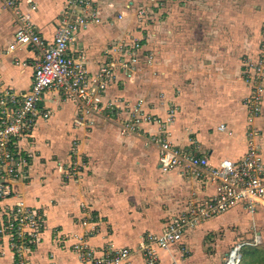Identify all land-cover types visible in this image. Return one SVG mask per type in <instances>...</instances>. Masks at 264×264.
I'll return each instance as SVG.
<instances>
[{
  "label": "crops",
  "instance_id": "obj_1",
  "mask_svg": "<svg viewBox=\"0 0 264 264\" xmlns=\"http://www.w3.org/2000/svg\"><path fill=\"white\" fill-rule=\"evenodd\" d=\"M105 1L93 0L100 21L75 33L69 53L84 56V67L92 74L117 58L112 49L128 45L130 37L139 38L141 49L133 68L136 80L128 82L129 71L116 69L103 102H111L117 111L141 100L144 113L163 119L166 108L173 105L172 124L166 129L172 145L206 156L211 164L220 159L238 161L246 151L243 99L250 92L242 78V60L257 53L264 0H202L201 8L190 0L183 9L194 15L193 20H181L182 8L175 5L169 19L157 22L152 41L148 34L134 32L128 15L132 1L127 5L125 0ZM65 4L66 0H21L19 7L28 13L37 34L50 42ZM123 5L126 8L115 7ZM15 29L11 13L0 0V95L23 94L33 81L36 52L13 45ZM151 50L153 62L147 64ZM262 85V111L253 124L260 129L258 142L264 162V76ZM40 107L50 115L36 120L32 142L21 141L28 167L14 185L18 198L43 219L32 253L34 264H79L70 236L81 232V203L89 205L97 217V231L88 243L100 254L108 247L136 249L147 234H159L189 200L213 194V184L203 179L176 169L161 171L158 149L146 142L160 133L157 123L142 122L137 133H122L109 109L101 115L82 112L54 90L44 95ZM220 125L224 126L221 131ZM74 143L88 165L80 177L66 179L63 173ZM3 204L0 201V212ZM244 216L252 221L254 234L262 236L259 225L264 221V204L252 214L235 206L188 228L179 244L159 251L156 264H224L229 238L217 239L216 248L206 253L205 237L208 231L233 223L243 233ZM254 242L248 245L255 246ZM182 246L188 251L185 256ZM132 262L145 264L139 255ZM0 264H14L13 253L2 240Z\"/></svg>",
  "mask_w": 264,
  "mask_h": 264
},
{
  "label": "built area",
  "instance_id": "obj_2",
  "mask_svg": "<svg viewBox=\"0 0 264 264\" xmlns=\"http://www.w3.org/2000/svg\"><path fill=\"white\" fill-rule=\"evenodd\" d=\"M1 1L3 7L11 13L16 26L13 45L28 46L36 52L29 91L23 94L5 92L0 95V201L4 203L0 212V240L5 241L13 253L14 264H34L32 253L43 227L42 216L19 199L15 191V183L23 178L24 170L28 167L27 150L20 143L23 140L32 142L36 120L49 117L50 111L42 109L40 104L44 95L53 90L63 100L73 102L82 112L101 115L109 109V114L115 115L122 133H137L142 122L157 123L160 133L152 135L146 142L158 149L161 171L176 169L181 174H189L195 179L213 184L212 195L196 198V193H192L195 198L186 203L185 209L173 217L159 234H147L136 249L108 247L98 254L88 243V238L97 231V217L89 205L81 203V232L70 236L71 249L79 264H133L132 259L136 255L145 264H156L159 251L179 244L188 228L235 206H241L252 214L259 205L264 204V162L258 142L260 129L253 124L262 111L264 25L260 29L255 57L245 56L242 60V78L250 87L249 95L243 99L247 122L246 151L238 161L220 159L211 164L206 156L185 152L167 139L166 129L171 126L175 113L173 108L165 112L166 117L163 119L144 113L141 101L132 106L126 103V107H117V111L112 108L111 102H103L104 93L114 80L116 69L129 71L127 81L134 82L133 68L138 62L140 45L138 42H132V46L117 45L112 49L118 53L117 58L89 74L83 64L84 56L73 57L69 53V44L79 29L91 23H99L98 10L93 0H66L50 42L44 41L37 34L28 13L19 7L21 0ZM30 9L34 10L35 6L31 5ZM223 129V125L218 127L220 131ZM69 160L63 177H80L88 162L79 154L75 143ZM242 246L244 242L234 244L224 264H239ZM181 254H188L184 246L181 247Z\"/></svg>",
  "mask_w": 264,
  "mask_h": 264
},
{
  "label": "rangeland",
  "instance_id": "obj_3",
  "mask_svg": "<svg viewBox=\"0 0 264 264\" xmlns=\"http://www.w3.org/2000/svg\"><path fill=\"white\" fill-rule=\"evenodd\" d=\"M130 1H132L130 5L132 6V8L128 12V15L131 18L133 30H135L134 32L141 33L143 36L148 34V39L151 41L154 37V32L157 22H160L161 20H165L166 17H168L169 19L170 18L169 14H171L175 5H178L180 8H182L179 11V18L181 20L192 19V17L194 16L191 12L185 11V9H183L186 8L185 5L187 4V1L190 0H130ZM191 1L196 7H200V8L202 7V0H191ZM233 1L235 0H231L230 2L232 3ZM128 2L129 0H125L124 4L127 5ZM108 3L110 4V1L106 0L105 4ZM115 7L126 8L124 5L121 7L120 6H115ZM194 18H199V16H195ZM200 20L201 19H199V21ZM129 39H130L129 44H132V42H139V38L137 36L130 37ZM129 44L127 46H129ZM140 49L141 47H138V51ZM152 51L153 50H151L149 53L152 54L153 53ZM149 53L147 54L145 59V63L147 64L153 62V56H151ZM140 101L141 100H136L134 101L135 103H132L131 105L129 104V106L138 104V102ZM170 108L176 110L173 105H170L166 108L165 112ZM126 110L127 109H125V111ZM241 220L243 222L242 227L245 230L243 231V233L240 232L239 227H237L234 223L231 225L224 224L222 227H220L217 230L208 231L209 234H207L205 237L206 253L207 251L211 253V250L216 248L217 239L229 238L228 243L226 244L227 253L225 252L226 254H223L224 255L223 258H226L228 252L230 251L229 248H231L230 247L231 244L234 245V243H236V241L238 242V240L240 239L241 242H246L247 245H244L240 250L241 259L239 264H264V221L259 225V231H261L262 233V236H260V234L258 235L254 234L252 221L250 220V218L244 216L242 217ZM254 237L257 238L256 243L255 242L253 243L255 244V247L248 245L252 243L253 240L256 239V238L254 239ZM249 249H251L252 251L256 249V252L250 256V259L247 257V262L246 261L243 262L242 260H244V258L242 259V257L244 254H246V252Z\"/></svg>",
  "mask_w": 264,
  "mask_h": 264
},
{
  "label": "trees",
  "instance_id": "obj_4",
  "mask_svg": "<svg viewBox=\"0 0 264 264\" xmlns=\"http://www.w3.org/2000/svg\"><path fill=\"white\" fill-rule=\"evenodd\" d=\"M255 247V246H254ZM256 252V249H254L253 251L251 249H249L246 254L243 255L242 259L244 258V260H242L243 262H247V257L250 259V256ZM248 253V254H247Z\"/></svg>",
  "mask_w": 264,
  "mask_h": 264
}]
</instances>
